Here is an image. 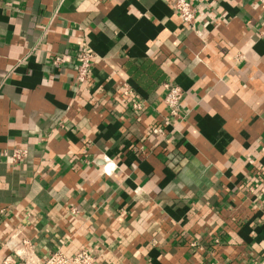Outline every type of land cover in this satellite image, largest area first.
Instances as JSON below:
<instances>
[{"label":"crops","instance_id":"crops-1","mask_svg":"<svg viewBox=\"0 0 264 264\" xmlns=\"http://www.w3.org/2000/svg\"><path fill=\"white\" fill-rule=\"evenodd\" d=\"M191 1L196 32L174 0H0V264L13 235L35 261L84 248L95 264L264 257L250 189L264 178V10ZM167 82L183 91L174 132Z\"/></svg>","mask_w":264,"mask_h":264},{"label":"built area","instance_id":"built-area-1","mask_svg":"<svg viewBox=\"0 0 264 264\" xmlns=\"http://www.w3.org/2000/svg\"><path fill=\"white\" fill-rule=\"evenodd\" d=\"M264 10V0H257ZM173 11L178 15L180 23L185 30L190 32H196V21L198 9L197 5L191 0H174L172 4ZM62 60L60 55L53 57V64H57ZM93 55L86 50L79 53L77 57L78 66L76 73V81L79 84H83L87 81L91 68ZM166 93L164 96V103L169 110V122L170 131H177L178 125L183 121L184 114L181 110V99L183 96L182 89L172 83L164 84ZM121 96L130 101L131 107L135 110H140V103L134 98V92L132 88L123 83L120 87ZM27 156V150L23 147L14 148L10 155L9 161L13 165L20 164L22 159ZM107 167L110 163L106 161ZM251 191H256L261 197L264 198V178L254 182L250 186ZM7 247L10 250V254L6 256L1 264H95L96 257L92 250L81 249L73 255H67L62 250L58 249L49 253V255L39 261L33 259V244L26 238H19L17 235H13L6 242ZM251 264H264V257L254 260Z\"/></svg>","mask_w":264,"mask_h":264}]
</instances>
